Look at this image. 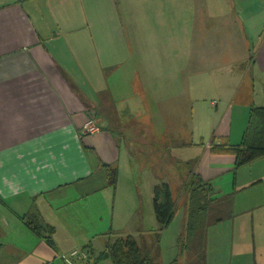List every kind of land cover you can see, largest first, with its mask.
Here are the masks:
<instances>
[{
    "label": "crops",
    "instance_id": "obj_1",
    "mask_svg": "<svg viewBox=\"0 0 264 264\" xmlns=\"http://www.w3.org/2000/svg\"><path fill=\"white\" fill-rule=\"evenodd\" d=\"M106 1L103 16L102 0H0V264H44L82 249L67 247L54 233V244H49L27 221L38 218L53 226L71 217L84 219L94 204L111 207L107 214H112L109 198L113 191L115 198L125 171L133 172L131 149L141 151L146 145L148 158L157 159L155 165L162 168L155 171L149 165L153 189L163 181L170 186L179 182L177 188L183 184L176 160L183 159L187 148L194 158L187 176H200L216 192L223 191V181L232 180L218 178L234 170V188L249 192L238 202L248 204L244 211H256L254 222L264 219V156L234 169V154L210 149L214 138L240 143L252 107L264 106V17L252 19L250 37L240 13L232 28L223 21L221 30L239 32L245 50L237 61L242 70L234 72V62L223 63L230 65L220 76L227 86L226 119L207 143L184 145L176 127L184 96L193 101L195 92L190 78L184 82L181 60L174 62V51H149V57L141 49L136 54L134 48H142L143 41H134L125 30L115 0ZM255 3L240 0L243 15H264V3L258 9ZM206 10V29L197 12L195 31H216L215 12ZM212 103L218 105L215 99ZM235 112L248 116L245 129L238 130L239 141L231 137ZM89 115L100 127L95 133L83 129ZM134 127L149 129L142 135ZM104 164L118 170L112 188ZM127 177L135 193L140 183ZM222 247L220 241L216 248Z\"/></svg>",
    "mask_w": 264,
    "mask_h": 264
},
{
    "label": "rangeland",
    "instance_id": "obj_2",
    "mask_svg": "<svg viewBox=\"0 0 264 264\" xmlns=\"http://www.w3.org/2000/svg\"><path fill=\"white\" fill-rule=\"evenodd\" d=\"M251 1L256 2L253 5V8L256 9L264 3V0ZM115 2L125 30L133 35L134 41H143L142 48H134L136 54L137 50L141 49H144L149 57V51L154 53L164 50L169 53L176 52L177 60L175 59L174 62L177 64L181 60L184 82H188V78H190V84L194 85L193 92H195L192 97L193 101L189 99L186 101L187 97L184 96L183 114H181V121L176 127L179 132L178 136L184 145H191L193 142L199 145L207 143L213 138L212 131L221 127L227 115L228 104L225 96L227 86L220 76L229 71L230 65L237 68L234 69V72H240L242 67L238 66L237 61L245 55V50L240 46L237 37L239 32L221 30L222 23L227 20L226 23H230L232 28L240 13V18L248 23V25L246 24L249 26L247 34L250 37L254 35V32L250 30L252 26L250 22L256 17L261 19L264 15H254L253 18H248L246 14L243 15V8L239 7L240 0H232L231 6H228V0H115ZM234 3L235 5H232ZM106 5L107 1L102 0L103 16H106ZM206 7L215 12L213 26L216 31H210L211 28L208 31H203L204 29L195 31L192 26V18L197 16V12H199V19H202L200 23L202 22L203 28L206 29L204 25V20L207 17ZM230 7L231 15L228 14ZM224 62L234 63L228 65L223 64ZM214 99L218 105L212 103ZM234 103L237 104L235 101ZM179 112L180 110L177 111L178 116H180ZM170 113L174 114V111ZM247 117V113H234L231 136L233 141L236 139L239 141L238 130H241L242 126L243 130L245 129ZM146 128L149 129V127ZM146 128L134 127L132 131L135 130L143 135L147 132ZM150 129L153 130V128ZM127 139H129V135H127ZM126 143L132 148L130 141ZM149 148L150 146L146 145L140 148L141 151L137 148L131 149L132 160L130 161L133 172L130 173V170L127 169L119 179L115 198L114 191L112 195L109 193L111 195L109 203L112 205L113 201L112 214H107L111 207L101 208L94 204L88 208L89 215L84 219L71 217L68 222L52 224L55 229L57 228L54 234L62 236L61 240L67 247L76 244L75 246L81 248L83 245L91 243L97 253L104 249L110 235L112 238H116L128 234L136 238L141 245L151 244L154 259L160 264H170L175 258L183 264L186 260L195 257L192 251L180 248L184 241L188 208L190 207V205L188 207V191L185 186L187 185L186 181L190 180V176L187 175L190 174L194 164V158L191 156L192 151L184 149L183 159L176 160V169L179 173L177 178L183 177L184 180L178 188L179 182L171 183L177 204L176 211L169 225L160 229L153 205L152 178L154 174L149 169V165L157 169L155 171H162V168L155 165L158 162L157 159L148 158L146 153ZM144 163L145 165L149 164L144 166ZM127 175H131L130 178L140 183L139 190L135 193L130 190L131 181H127ZM227 177L229 180L232 179L231 183L227 184L228 182L223 181L225 185L223 191L216 189V194L221 199L228 195L233 197V204L230 208L231 218H226L220 224L207 225L206 229L201 230V235L206 237L204 246L207 247H205L204 264H264V219L259 223L254 222L256 211H244L248 208V204L238 202L249 192L239 189L240 187L234 188L232 182L234 170L230 175L225 174L218 179L226 180ZM109 187L112 188L110 185ZM135 195H137L136 200L133 199ZM257 210L260 211L259 208ZM205 211L203 210L201 214H205ZM100 213L102 217H100ZM219 233L220 235H218ZM86 238L87 240L84 242ZM220 241H223V247L217 250L216 247ZM207 253H209V262L207 260L206 263ZM56 261L64 264L61 258ZM96 264L114 263L110 259H106Z\"/></svg>",
    "mask_w": 264,
    "mask_h": 264
},
{
    "label": "trees",
    "instance_id": "obj_3",
    "mask_svg": "<svg viewBox=\"0 0 264 264\" xmlns=\"http://www.w3.org/2000/svg\"><path fill=\"white\" fill-rule=\"evenodd\" d=\"M210 149L214 153L234 154L236 157L234 169L264 156V106L252 107L248 125L240 143L231 144L225 138L218 141L214 138ZM103 166L108 184L115 186L118 177L117 168L106 164ZM189 179L186 181L185 189L188 191L187 202L188 207L189 205L190 207L188 208V222L183 237L184 241L180 248L181 250L192 251L195 255L191 260L188 259L186 264H204L206 237L201 235V230L231 217L230 208L233 204V197L228 195L221 199L216 195L214 186L210 182L203 181L200 176H190ZM153 205L160 229L167 227L174 218L176 211V199L168 182L163 181L154 186ZM203 210H206L205 214H201ZM27 224L32 230L42 235L49 244H54L53 233L55 228L53 226L44 225L38 218L33 221L28 220ZM82 249L86 250L87 257L75 259L76 264H96L106 259H110L114 264H160L154 259L151 244L141 245L136 238L128 234L116 238H112L110 235L104 249L97 253L91 244L83 246ZM61 259L64 264H70L64 258ZM44 264L60 263L53 260ZM170 264H181V262L175 258Z\"/></svg>",
    "mask_w": 264,
    "mask_h": 264
},
{
    "label": "built area",
    "instance_id": "obj_4",
    "mask_svg": "<svg viewBox=\"0 0 264 264\" xmlns=\"http://www.w3.org/2000/svg\"><path fill=\"white\" fill-rule=\"evenodd\" d=\"M83 129L86 133H95L100 130L94 115H89L87 117ZM86 257L87 252L83 249H73L68 255L63 256V258L70 264H74L72 259H85Z\"/></svg>",
    "mask_w": 264,
    "mask_h": 264
}]
</instances>
